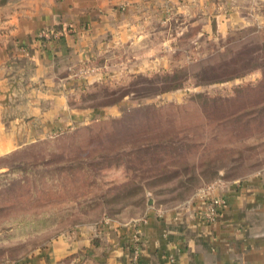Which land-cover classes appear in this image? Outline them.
Returning a JSON list of instances; mask_svg holds the SVG:
<instances>
[{"label": "crops", "instance_id": "crops-1", "mask_svg": "<svg viewBox=\"0 0 264 264\" xmlns=\"http://www.w3.org/2000/svg\"><path fill=\"white\" fill-rule=\"evenodd\" d=\"M258 1L0 0V159L119 117L131 97L109 107L85 103L105 86L172 70L176 42L189 33L192 56L201 42L225 39ZM209 192L228 204L214 223L204 220L198 194L173 209L150 205L130 225L74 230L22 264H264V169Z\"/></svg>", "mask_w": 264, "mask_h": 264}, {"label": "rangeland", "instance_id": "rangeland-1", "mask_svg": "<svg viewBox=\"0 0 264 264\" xmlns=\"http://www.w3.org/2000/svg\"><path fill=\"white\" fill-rule=\"evenodd\" d=\"M261 6L244 9L236 29L201 42L193 56L191 33L177 41L172 70L105 86L85 103L131 97L119 117L1 158L0 264H22L74 230L130 225L150 205L173 209L262 171ZM179 91L180 101L146 103Z\"/></svg>", "mask_w": 264, "mask_h": 264}, {"label": "built area", "instance_id": "built-area-1", "mask_svg": "<svg viewBox=\"0 0 264 264\" xmlns=\"http://www.w3.org/2000/svg\"><path fill=\"white\" fill-rule=\"evenodd\" d=\"M42 38H49L48 34L42 32L40 34ZM210 188L201 193V197L206 200V210L203 212L204 220L208 223H214L217 218L227 207V200L225 198H213L210 197ZM141 236L138 229H136L131 243L133 259L137 261L140 255Z\"/></svg>", "mask_w": 264, "mask_h": 264}]
</instances>
